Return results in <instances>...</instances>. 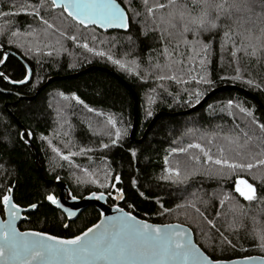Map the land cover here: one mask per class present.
Masks as SVG:
<instances>
[{
    "label": "trees",
    "instance_id": "trees-1",
    "mask_svg": "<svg viewBox=\"0 0 264 264\" xmlns=\"http://www.w3.org/2000/svg\"><path fill=\"white\" fill-rule=\"evenodd\" d=\"M39 2L17 0V5ZM117 2L127 8L129 0ZM12 5L13 0H0V11L16 12L18 6L14 8ZM49 5L50 0L41 8V15L58 28L67 27V35H76L77 42L54 34L47 38L41 35L39 41L35 36L22 35L10 44L7 35L0 36V59L4 60L0 63L3 75L0 76V195L11 187L15 204L24 208L37 204L34 211L25 215L26 220L19 224V229L69 238L98 221L99 213L93 207L68 222L61 212L46 202L47 194L57 195L54 181L58 180L67 184L74 197L103 192L108 196V204H115L117 199L120 207L142 220L189 227L197 245L214 260L264 257V248L248 234L250 217L264 219V200L244 201L234 192L235 177L218 179L205 175V169L196 166V174L185 182L160 179L165 175L166 156L173 165L177 161L183 165L187 155H201L199 149L188 148L189 144L199 143L216 153L219 146H228L225 136L230 135L237 125L251 130L256 127L253 119L264 123V60L258 63L255 59L241 57L238 62L233 61L229 52L221 49L218 34H204L202 39L213 43L207 53L197 50L205 57L203 63L198 58L195 64L189 61V69L195 70H185L182 77L177 73L187 83L158 81L151 74L145 78L144 67L149 57L157 55L162 46L158 34L148 30V25L143 23L145 14L141 0H132V7L142 14L137 18L128 12L131 18L128 30L109 32L77 26L66 13L61 16L62 9H53ZM15 19L21 33L28 25L37 30L45 27L25 13ZM2 24L3 18H0ZM48 31L55 33V29ZM92 35L96 40H92ZM57 39L60 44L56 43ZM85 42L105 55L89 52L82 46ZM36 46L41 48L40 52L35 51ZM29 47L32 51H28ZM180 50L185 51L183 47ZM6 52L10 53L5 55ZM108 54L114 59H122L134 70L129 72L109 61ZM192 55L195 57L196 53ZM133 61L141 67L136 69ZM26 65L30 70L28 82L10 85L7 81L18 82L28 76ZM78 73L81 74L71 77ZM56 77L58 79L46 84ZM193 77H204L210 83L197 84ZM248 80L252 83L249 84ZM228 85L244 89L254 98L237 89L222 91L211 96L199 109L184 114L198 103L197 90L202 93L198 98L200 101L212 89ZM40 88L43 89L37 94ZM189 93H192L191 97ZM17 94L33 98L19 99ZM229 100L233 102L231 106ZM238 106L250 110L252 115L241 113ZM89 108L93 111H88ZM149 111L151 116L147 114ZM157 114L160 116L151 124ZM109 116L115 127L107 124ZM135 116L134 138L136 141L142 139L140 143L129 137ZM117 128L121 131L118 139L115 137ZM21 131L32 135L21 139ZM111 139H117V143L111 144ZM101 143L107 147L101 148ZM52 147L59 148L62 154H77L63 160L52 151ZM173 147L185 148L187 152L171 153ZM80 149L85 151L81 153ZM83 169L95 175H87ZM181 171H184L183 166ZM103 172L108 173L107 181ZM117 175L119 181L115 179ZM240 175L254 184L258 198H264V179L254 180L251 174L243 172ZM256 176H264V172L258 171ZM93 179L97 182L92 183ZM101 182L109 186L100 187ZM118 190L123 193L122 199L117 198ZM224 192L232 196L221 206L219 199L223 198ZM189 201L195 202L215 227L191 207L177 209L176 205H187ZM164 209H171V212L158 214ZM217 211L221 213L219 217ZM220 233L231 244L225 242Z\"/></svg>",
    "mask_w": 264,
    "mask_h": 264
},
{
    "label": "snow or ice",
    "instance_id": "snow-or-ice-1",
    "mask_svg": "<svg viewBox=\"0 0 264 264\" xmlns=\"http://www.w3.org/2000/svg\"><path fill=\"white\" fill-rule=\"evenodd\" d=\"M46 3L48 0H40L38 4L17 5V0H13L12 6L14 8L18 6L16 12L0 11V18H3L0 36L7 35L10 44L18 41L22 35L35 36L39 41L41 35L47 38L54 34L77 42L76 35H67V27L58 28L41 15L40 10ZM49 6L53 9H62L61 16L66 13L67 18H71L77 26L84 28L93 25L104 29L115 27L127 30L131 19L128 12L131 11L137 18L142 14L132 7V0H129L127 8L122 7L117 0H50ZM141 7L145 14L143 23L148 25V30L158 34L162 46L157 55L149 57L144 67L145 78L151 74L152 78L158 81L172 80L178 84L187 83L186 80L179 78L177 73L182 77L185 70L194 71V68L189 69V61L195 64L198 58L203 63L205 57L200 56L197 50L207 53L213 43L212 40L205 42L202 39L204 34L213 36L218 34L221 49L228 51L233 61L238 62L241 57L255 59L258 63L264 60V0H152L151 4L149 0H141ZM20 13L33 16L45 27L37 30L32 25H28L21 33L15 19ZM49 29H55V33H49ZM91 38L96 40L95 35ZM56 43L60 44V40L57 39ZM82 46L96 55H105V52L90 47L86 42ZM44 47L47 48L48 45L45 44ZM182 47L185 49L183 52L180 50ZM28 51H32V47H29ZM35 51L40 52L41 48L36 46ZM194 52L195 57L192 55ZM107 59L121 68H127L129 72L134 70L122 59H114L111 54L107 55ZM0 63H4V60L0 59ZM133 64L136 69L141 67L135 61ZM237 78H239V68H237ZM28 79L29 77L25 75L24 79L18 82L23 83ZM196 82L197 84L210 83L204 77L196 79ZM248 83L251 84L252 80H248ZM60 95L63 96V93ZM189 95L191 97L192 93ZM201 95L199 90L195 92L197 102ZM73 97L79 100L75 94ZM79 102L83 103V101ZM232 103L231 100L228 101L229 106ZM87 107L85 105V108ZM238 107L241 113L252 115L250 110L242 106ZM88 111L91 112L93 109L89 108ZM147 114L152 115L151 111ZM99 115L104 114L99 113ZM252 123L256 127L251 130L237 125L230 135L225 136L228 146H219L216 153H212L211 148L206 149L203 145L194 143L189 144L188 148L199 149L201 155H187L183 165L180 161L173 165L166 156L164 158L166 167L163 169L165 175H162L160 179L185 182L190 176L196 174V166H200L205 169V175L215 176L218 179L235 177L234 192L238 193L244 201L252 203L258 199L264 200L256 196L254 184L240 175L243 172L251 174L254 180L264 179V176H256V172H264V123H259L255 119ZM107 124L115 127L111 116L107 118ZM30 135H32L31 132L21 131L20 138ZM109 135L112 134L109 133ZM120 136L121 131L117 128L115 137L118 139ZM117 139H111V144L115 145ZM208 143L211 144L212 141L209 140ZM100 147L105 148L107 145L101 143ZM52 151L60 155L63 160H69L70 156L77 154L73 152L62 154L56 147H52ZM84 151L85 149H80L81 153ZM186 152L185 148L171 149V153ZM82 171L87 175H95V173H89L88 169ZM102 174L107 181L108 173ZM115 179L119 181V175ZM91 182L96 183L97 180L93 179ZM133 184L135 185V181ZM108 186L107 183H100V187ZM111 186L115 187V185ZM11 193L12 188L9 187L0 195L3 211H6L9 217L5 221H0V264H222L220 260H214L205 255L193 243L190 230L184 226L149 223L146 220L137 219L132 212H124L123 209L119 210L120 215L107 217L69 238L43 231H18L14 221L21 209L13 202ZM92 195L98 199L104 198L103 192L99 194L94 192ZM231 196V193L224 192L223 198L219 199V204L223 206L226 200L231 199ZM45 198L52 205L59 204L56 196L51 193ZM117 198H123L122 191L118 190ZM204 203L206 204L207 201ZM185 206L194 209L208 224L215 227L213 221L207 219L195 202L189 201L187 205H176L177 209ZM28 207L35 209L37 204H30ZM164 212H171V209H164L158 214L163 215ZM220 215V211H217L216 216ZM249 225L248 234L258 240L259 246L264 248V219L252 216L249 218ZM240 226L243 225L236 227ZM220 235L225 242L231 244L223 233Z\"/></svg>",
    "mask_w": 264,
    "mask_h": 264
},
{
    "label": "water",
    "instance_id": "water-1",
    "mask_svg": "<svg viewBox=\"0 0 264 264\" xmlns=\"http://www.w3.org/2000/svg\"><path fill=\"white\" fill-rule=\"evenodd\" d=\"M55 9H60V8H55ZM88 27H94V28H96L98 30H101L103 32H109V31H127L128 30V29L127 30L119 29V28H115V27H111V28H108V29H104V28H100L99 26H93V25H89ZM9 53L10 52H6L5 55H7ZM26 67H27V70H28V77L30 79V70H29V68H28L27 65H26ZM80 74L81 73H78V74L72 75L71 77H75V76L80 75ZM0 76H3L1 74V72H0ZM56 79H58V78L57 77L56 78H51V79H49L47 81L46 84H48V83H50V82H52V81H54ZM28 80L27 81H24L23 83L11 82V81H7V82L10 85H21V84H24V83L28 82ZM43 88H40L37 91V94ZM234 89H237L238 91H240V92H242V93H244V94H246L248 96L253 97L249 92H247L244 89H240V88H237V87L232 86V85L221 86V87L212 89L197 104H195L190 109L186 110L184 112V114H189V113L194 112L195 110L199 109L214 94H216L218 92L227 91V90H234ZM17 97L19 99H26V100H31L33 98V97H25L23 95H18V94H17ZM159 116H160V114H157L156 116H154L152 118L151 124ZM151 124H150V126H151ZM149 127H148V129H149ZM135 128H136V116L134 117L133 126L131 128V132H130L129 137H130V140L140 143L142 141V139L136 141L135 138H134L135 137ZM148 129H147V131H148ZM54 184L57 186V189H58V195L56 196V198L58 199L59 204L58 205H52L51 202H49L47 200H46V202L48 204H50L54 209H56L59 212H61L65 216V218L67 219L68 222L74 221L88 207L95 208V210L99 213V219H98V221L96 223H100L101 220H105L107 217H114V216H117V215H120L121 214L119 212V210L120 209H123V208L118 205V200L116 199L115 200V204H113V205L108 204V202H107L108 196L105 193H104V198L103 199H98L95 196H93L92 193H94V192H91V193H89V194H87V195H85V196H83L81 198L75 197V199H73L74 196L70 192V190H69V188H68V186H67L66 183H64L62 181L55 180L54 181ZM95 193L99 194L101 192H95ZM0 204H1V207H2V214L0 213V221H5V220H7L9 218L8 217V213L6 211H3V205H2V203H0ZM20 209H21L20 210V214L16 218V220L14 221L17 230L18 231H21V232H24V231H34V230H20L19 229V224L21 222H23V221L26 220L25 215L27 213L32 212L35 209H30L29 207H25V208L24 207H20ZM123 211L124 212H128L125 209H123ZM69 213H71V215ZM137 219H140V218L137 217ZM169 224L182 225V224H179V223H169ZM182 226H184V228L190 230V238L192 239L193 243H195L197 245V243L195 242L194 234H193L192 230L189 227L185 226V225H182ZM197 247H199V246L197 245ZM201 251L205 255H207L202 249H201ZM262 258H264V257H262V256H249V257L236 258V259H231V260H220V261L222 262V264H264V259H262Z\"/></svg>",
    "mask_w": 264,
    "mask_h": 264
},
{
    "label": "flooded vegetation",
    "instance_id": "flooded-vegetation-1",
    "mask_svg": "<svg viewBox=\"0 0 264 264\" xmlns=\"http://www.w3.org/2000/svg\"><path fill=\"white\" fill-rule=\"evenodd\" d=\"M54 195V194H53ZM57 195H58V193H57ZM57 195H55V196H57Z\"/></svg>",
    "mask_w": 264,
    "mask_h": 264
}]
</instances>
